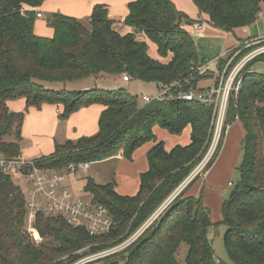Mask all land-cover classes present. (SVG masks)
I'll use <instances>...</instances> for the list:
<instances>
[{
    "label": "trees",
    "instance_id": "obj_1",
    "mask_svg": "<svg viewBox=\"0 0 264 264\" xmlns=\"http://www.w3.org/2000/svg\"><path fill=\"white\" fill-rule=\"evenodd\" d=\"M49 0H0V157H21L24 112H11L8 101L24 99L26 108L49 104L61 107L60 119L93 104L104 107L98 131L90 137L56 144L48 156L32 160L41 169H62L81 163L102 162L118 155L131 161L148 143L147 171L139 176L137 193L121 196L113 184L85 179L83 192L108 210L114 230L98 238L73 228L62 219L36 217L28 227L24 193L11 175L0 172V264H72L86 246L96 252L120 244L135 233L187 180L207 153L213 137L212 110L198 102L152 101L139 105L124 89L91 88L69 91L46 89L44 84H66L99 77L127 76L158 85L179 82L181 91L196 89L205 79L198 71L194 40L187 27L195 23L171 0H134L127 4L123 24L133 32L113 29L106 5L96 4L87 25L69 16L49 13L51 37L34 32L36 9ZM198 15L215 29L233 32L256 22L264 0H190ZM183 25V28L180 26ZM144 35L155 44L159 59H152ZM245 54V53H244ZM243 54L235 58L238 61ZM227 55L219 59L222 71ZM243 70L242 85L230 95L224 127L208 171L220 152L226 126L239 122L244 131L239 180L221 207L226 227L224 244L231 264H264V73L250 66ZM179 136L190 128V142L166 151L153 128ZM194 177L157 215L129 247L95 264H219L207 231L210 213L201 196L188 194ZM187 246L183 262L177 259ZM66 259H63V258Z\"/></svg>",
    "mask_w": 264,
    "mask_h": 264
},
{
    "label": "crops",
    "instance_id": "obj_2",
    "mask_svg": "<svg viewBox=\"0 0 264 264\" xmlns=\"http://www.w3.org/2000/svg\"><path fill=\"white\" fill-rule=\"evenodd\" d=\"M104 1L107 0H49L45 2L40 8L36 9V12L41 14L42 16L41 18L37 19H42L43 13H58L65 16L73 17L79 21L80 19L88 20L93 6L96 4L107 5L104 3ZM108 1L113 4L112 7L107 6L108 17L114 22L113 29L120 35H125L133 32L132 29L123 24V21L125 16L127 15V4L134 0H118V4H116L112 0ZM171 1L178 10L184 12L189 18H191L195 22L199 21L202 27H210L208 33L203 32L201 34L191 37L194 40L199 61H205V63L200 68V71L205 73L206 71H208V76L211 75V73L214 74L218 69L217 59L226 56V54H228V52L232 48L237 47L242 41H244L236 37L235 31L238 29L234 30L233 32H224L219 30L226 34L225 39L221 41L220 39H217L215 36H213V33L218 32V29H215L209 24H207L204 18L198 15L196 8L190 0ZM37 19L34 26L35 34L42 37H51L53 33L52 29L48 28L46 23H44L43 25L37 24ZM201 30L202 28L198 31ZM198 31L193 30V32ZM140 37H144V39L142 40L140 39ZM258 37H264V35L255 34L254 36L248 39H254ZM137 39L139 41L141 40L145 42L147 38L144 35L139 34L137 35ZM155 60L161 61L162 59ZM162 61H164V59ZM260 64L263 65L264 63L261 62ZM263 70L264 65L262 66L261 70H256V73H263ZM208 76H206L207 78L205 79H212ZM119 79L122 80V77H120ZM199 83H201V81ZM199 83L198 88L209 87H200ZM76 89L78 91H81L85 89H90V86L88 85V83H83V85L76 86ZM7 107L11 112L15 113L25 111V116L21 128L22 140L20 143L21 158L24 160H34L40 157L48 156L54 152L56 144H63L66 141H75L81 137H90L95 135L98 131V120L100 114L104 110V107L102 105L93 104L86 108H81L80 110L70 114L67 119L62 120L60 119V113L62 112L61 107H56L54 105L45 104L42 105L40 109L29 108L25 110V100L18 99L8 101ZM235 123L239 122L236 121ZM232 125L233 124L228 126L229 130L226 132L223 146L218 154L216 161L214 162V166L211 167L204 175L205 179L209 178L210 173L213 172V170L217 166L216 162L220 160L230 140L233 139L234 135L239 132V130L237 129L232 132ZM153 133L157 141H162L164 143L166 151H170L172 148L178 145L186 146L190 142L189 127L184 129L179 136L171 135L172 137H170L165 133V130L159 127H154ZM166 140L169 141L168 145L165 144ZM153 145V143H148L138 148L133 153L131 161H126L122 158V156L118 155L114 158H110L102 162L87 164L86 173L81 176L83 178L86 177L92 179L95 176H92V174L89 173V170L91 168L90 166L99 163H112L116 166L112 174V179L116 178L117 180V184H115V186L113 185L114 191L121 196H133L137 193L138 190L139 176L147 171L148 166L146 161V154ZM92 180H94V178ZM78 181L79 176L77 179L72 180L71 182L77 184ZM95 182L99 185L112 184L110 182H105L104 184L102 182ZM72 183L70 184V186L72 185ZM82 193L83 188L78 191V194Z\"/></svg>",
    "mask_w": 264,
    "mask_h": 264
},
{
    "label": "built area",
    "instance_id": "obj_3",
    "mask_svg": "<svg viewBox=\"0 0 264 264\" xmlns=\"http://www.w3.org/2000/svg\"><path fill=\"white\" fill-rule=\"evenodd\" d=\"M37 18L41 14L37 13ZM183 28V25L180 26ZM193 30L202 28L199 21L191 24ZM246 52L235 64V58L240 56L242 51ZM227 55V54H226ZM264 55V37L249 39L237 46L222 71L214 73L212 84L207 88H196L189 91H181L180 83L174 82L170 85H158L159 93L153 97H142L144 104L152 101H183L198 102L205 107L211 108L213 126V137L211 146L202 159L199 167L192 174L194 177L213 158L220 141L226 108L230 95L237 94L242 85L244 68L253 60ZM225 58V56H224ZM223 57L218 58L224 59ZM200 71V68L198 69ZM122 80L128 82L127 76L122 75ZM59 112V111H58ZM87 164L70 165L62 169H41L34 165L32 160L18 159L5 160L0 158V172L22 179L24 186L20 187L24 193L26 218L36 217L62 219L73 228L84 229L89 237L98 238L108 236L115 228V223L110 217L108 210L100 204L93 203L89 194L87 200L75 195L71 190V181L84 175ZM82 193L79 195H83ZM156 211L135 233L120 244H114L105 249L92 252L93 247L102 244L86 246L76 252L78 259L72 264H95L106 257L115 255L132 245L143 232L151 225L157 215L166 206Z\"/></svg>",
    "mask_w": 264,
    "mask_h": 264
},
{
    "label": "rangeland",
    "instance_id": "obj_4",
    "mask_svg": "<svg viewBox=\"0 0 264 264\" xmlns=\"http://www.w3.org/2000/svg\"><path fill=\"white\" fill-rule=\"evenodd\" d=\"M116 4H118V0H112ZM189 1V0H188ZM110 1H104L106 6H113V4L108 3ZM49 13H43V18L42 19H37V24L43 25L46 22L47 15ZM80 22L82 25H87V20L86 19H80ZM210 27L208 26H203L201 31L198 32H193L192 27L188 26L187 31L189 32L190 36H196L198 34H201L203 32L208 33V30ZM255 34L258 35H264V5H261L260 7V12L258 14V19L256 22L249 27L238 29L235 31V35L237 38L244 40L242 41L238 46H241L243 42L248 41V38H251ZM213 36H215L217 39H220L221 41L225 39L226 34L224 32H221L218 30V32L213 33ZM140 39H144V37H140ZM141 41V40H140ZM145 43L147 44L149 48V56L152 59H159V56L157 55L156 52V46L152 42H150L148 39H146ZM236 47L232 48L227 55L232 54V51H234ZM248 52L247 50L242 51L240 56L244 53ZM225 56V58L227 57ZM239 57V56H238ZM262 57V56H261ZM224 58V57H223ZM235 61V60H234ZM237 62V61H236ZM235 62V63H236ZM264 63V61H261ZM260 61L253 63L250 66V71L251 72H256V70H261L262 64ZM234 63V62H233ZM234 63V64H235ZM201 73H204L202 71H199ZM264 73V70L262 71ZM261 73V72H258ZM207 74L208 71L204 74L205 77L208 76ZM214 74L211 73L208 77L213 79ZM120 77H108V76H103L99 77L97 79H88V80H83V81H78V82H73V83H66V84H44V87L46 89H52V90H59L65 88L66 90L73 91L77 90L76 86L78 85H83V83H88V85L91 88H99V89H104V90H116V89H124L125 92L128 95L134 96L137 98L139 105H143V102L141 100L142 97H153L159 93V89L157 86L153 84H147V83H142L140 81L136 80H130L128 82H123ZM207 78V77H206ZM212 79H204L199 83L200 87H206L210 86L212 84ZM235 123V122H234ZM232 123L233 131L236 129L239 130L237 134L234 135L233 139L230 140L229 144L227 145L224 153L222 154L220 160L216 162L215 164L217 165L213 172L210 173L209 178L205 179L204 175L206 174L207 171H204V169L199 172V174H196L194 177L197 176V179L189 188L188 194L193 195L195 197L201 196L202 197V202L205 207L208 208L209 213H210V220L212 225L209 227L207 231V237L209 241L212 244L213 252H214V257L216 261L219 264H231L227 258V253L225 249V244H224V234L226 232V227L221 224L222 221V213H221V207L222 204L225 200H227L231 194L232 187L233 185L236 184V182L239 180V172L238 168L241 163L242 159V141H243V129L241 124L239 123ZM229 126V125H228ZM226 126L225 131L223 133V139L221 143V148L223 146L226 132L229 130V127ZM165 133L172 137L168 132L165 131ZM165 144H169V141H165ZM211 144V143H210ZM211 146V145H210ZM209 146V147H210ZM220 148V150H221ZM219 154V153H218ZM218 157V155H217ZM216 157V159H217ZM2 158V157H0ZM215 159V161H216ZM214 161V162H215ZM201 163V162H200ZM200 163L196 166V168L192 171L191 175L195 172V170L199 167ZM214 166V163L211 167ZM89 173L92 174L95 181L97 182H102L103 184L105 182H110L114 186L117 184L116 178H113V172L116 168V166L112 163H107V164H94L93 166H90ZM190 175V176H191ZM13 181L16 185L23 187L22 184V179L12 176ZM192 177V179L194 178ZM92 178V179H93ZM85 178H83L81 175L79 176V181L77 184L72 183L71 185V190L74 192L75 195L80 196L83 200L88 199L87 194L79 195L78 191L84 187L85 185ZM191 179V180H192ZM94 181V182H95ZM96 183V182H95ZM164 205V204H163ZM32 219L27 218V223L28 227L31 225ZM30 224V225H29ZM31 228V226H30ZM187 252V246L182 245L178 251V256L177 259L181 262H183L185 254ZM63 259H66L65 257Z\"/></svg>",
    "mask_w": 264,
    "mask_h": 264
},
{
    "label": "water",
    "instance_id": "obj_5",
    "mask_svg": "<svg viewBox=\"0 0 264 264\" xmlns=\"http://www.w3.org/2000/svg\"><path fill=\"white\" fill-rule=\"evenodd\" d=\"M192 177L193 176L191 175L187 180H185L182 185L176 190V192L165 202V204H168L171 200H173V198H175V196L179 194V192H181L185 188V186L191 181Z\"/></svg>",
    "mask_w": 264,
    "mask_h": 264
}]
</instances>
